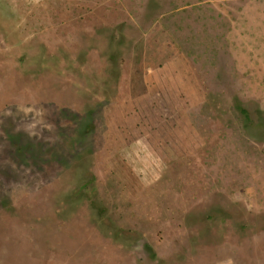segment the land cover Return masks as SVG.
<instances>
[{
    "label": "rangeland",
    "instance_id": "1",
    "mask_svg": "<svg viewBox=\"0 0 264 264\" xmlns=\"http://www.w3.org/2000/svg\"><path fill=\"white\" fill-rule=\"evenodd\" d=\"M261 1L0 0V264H264Z\"/></svg>",
    "mask_w": 264,
    "mask_h": 264
},
{
    "label": "crops",
    "instance_id": "2",
    "mask_svg": "<svg viewBox=\"0 0 264 264\" xmlns=\"http://www.w3.org/2000/svg\"><path fill=\"white\" fill-rule=\"evenodd\" d=\"M263 2L264 1L262 0L261 2L258 3L253 2L251 4L245 5L243 12L240 13L239 18L234 26L235 31L239 33V36L236 38V41H239L241 43L249 42L258 46L263 45L260 44L259 38L262 36V34H264V12L260 13L258 10L259 6L261 4H264ZM246 22L249 25V27L252 28L251 33L245 34L250 36L248 37L249 40L247 39L245 40V36L244 37L242 36V34H244L246 31L244 29V25ZM253 44L252 46L256 48V46ZM237 59L239 60L240 63H242V65L246 64L248 60L252 66L250 67V69L252 70H256V68L258 69L261 67L264 70V46L258 47V49L256 50L248 51V53H244L242 51L241 53H238Z\"/></svg>",
    "mask_w": 264,
    "mask_h": 264
},
{
    "label": "trees",
    "instance_id": "3",
    "mask_svg": "<svg viewBox=\"0 0 264 264\" xmlns=\"http://www.w3.org/2000/svg\"><path fill=\"white\" fill-rule=\"evenodd\" d=\"M245 113V112H244Z\"/></svg>",
    "mask_w": 264,
    "mask_h": 264
}]
</instances>
